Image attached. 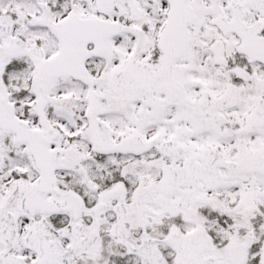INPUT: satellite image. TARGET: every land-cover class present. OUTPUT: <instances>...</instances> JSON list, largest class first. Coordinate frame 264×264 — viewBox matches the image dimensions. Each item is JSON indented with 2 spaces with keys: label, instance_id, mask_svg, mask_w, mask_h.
<instances>
[{
  "label": "snow or ice",
  "instance_id": "obj_1",
  "mask_svg": "<svg viewBox=\"0 0 264 264\" xmlns=\"http://www.w3.org/2000/svg\"><path fill=\"white\" fill-rule=\"evenodd\" d=\"M0 264H264V0H0Z\"/></svg>",
  "mask_w": 264,
  "mask_h": 264
}]
</instances>
